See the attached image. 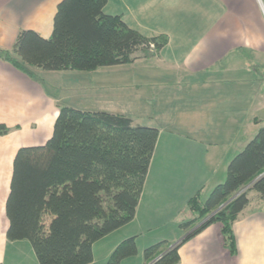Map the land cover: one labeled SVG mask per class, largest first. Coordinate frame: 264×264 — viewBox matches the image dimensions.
<instances>
[{
  "label": "crops",
  "instance_id": "obj_1",
  "mask_svg": "<svg viewBox=\"0 0 264 264\" xmlns=\"http://www.w3.org/2000/svg\"><path fill=\"white\" fill-rule=\"evenodd\" d=\"M61 2L0 0V51L23 30L49 39ZM103 13L167 44L93 72L29 76L0 57V126L9 130L0 135V264H40L30 242L7 240L6 202L18 151L44 146L59 108L71 107L62 79L78 82L75 109L124 115L159 133L133 221L94 243L90 264H106L129 238L137 254L121 264H146L148 247L181 242L190 233L180 227L192 219L188 201L222 184L230 161L264 127V0H108ZM249 199L233 225L235 255L212 224L180 246L178 264H264V199Z\"/></svg>",
  "mask_w": 264,
  "mask_h": 264
},
{
  "label": "trees",
  "instance_id": "obj_2",
  "mask_svg": "<svg viewBox=\"0 0 264 264\" xmlns=\"http://www.w3.org/2000/svg\"><path fill=\"white\" fill-rule=\"evenodd\" d=\"M108 0H62L49 39L20 31L0 57L32 76L43 72H93L151 57L167 38H145L120 17L103 13ZM153 46V49L151 48ZM9 130L0 126V135ZM158 130L134 126L119 114L60 107L51 139L20 149L6 202L7 240L30 242L40 264H90L94 243L133 221L158 139ZM264 199V127L228 164L225 181L204 200L186 206L194 216L180 225L190 233L178 244L144 250L146 264H178V250L212 224L236 254L233 225L250 194ZM137 254L136 238L120 243L106 264Z\"/></svg>",
  "mask_w": 264,
  "mask_h": 264
},
{
  "label": "rangeland",
  "instance_id": "obj_3",
  "mask_svg": "<svg viewBox=\"0 0 264 264\" xmlns=\"http://www.w3.org/2000/svg\"><path fill=\"white\" fill-rule=\"evenodd\" d=\"M62 80H63V82H59V83L62 86V88L65 87L66 90H64L63 94H62V91H61L60 95L63 96L66 99V101H67L66 103L68 105H70L71 107H74V108L81 107L80 103H82V102L80 101L79 91L77 90V87L75 86V83H76L75 80L71 79V80H68L67 82H64V79H62ZM69 86H72V87L69 88ZM210 193L211 192L205 193L203 195V199L205 200L209 196ZM193 219H194V216L192 215V219L191 220H193Z\"/></svg>",
  "mask_w": 264,
  "mask_h": 264
},
{
  "label": "built area",
  "instance_id": "obj_4",
  "mask_svg": "<svg viewBox=\"0 0 264 264\" xmlns=\"http://www.w3.org/2000/svg\"><path fill=\"white\" fill-rule=\"evenodd\" d=\"M151 48L153 49V46H151Z\"/></svg>",
  "mask_w": 264,
  "mask_h": 264
}]
</instances>
